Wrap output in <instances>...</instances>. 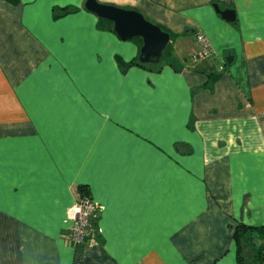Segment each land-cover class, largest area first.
Here are the masks:
<instances>
[{
    "label": "crops",
    "instance_id": "1",
    "mask_svg": "<svg viewBox=\"0 0 264 264\" xmlns=\"http://www.w3.org/2000/svg\"><path fill=\"white\" fill-rule=\"evenodd\" d=\"M98 1L168 31L170 61L122 71L143 39L87 0H0V264H239L237 226L264 227V0Z\"/></svg>",
    "mask_w": 264,
    "mask_h": 264
},
{
    "label": "water",
    "instance_id": "2",
    "mask_svg": "<svg viewBox=\"0 0 264 264\" xmlns=\"http://www.w3.org/2000/svg\"><path fill=\"white\" fill-rule=\"evenodd\" d=\"M86 8L96 13L100 18L110 20L114 31L124 40L142 37L143 45L139 60L142 62H158L164 50L171 41V34L161 26L148 20L136 9L122 8L104 4L98 0H87ZM224 19L234 21L236 13L233 9L221 10L216 6Z\"/></svg>",
    "mask_w": 264,
    "mask_h": 264
},
{
    "label": "trees",
    "instance_id": "3",
    "mask_svg": "<svg viewBox=\"0 0 264 264\" xmlns=\"http://www.w3.org/2000/svg\"><path fill=\"white\" fill-rule=\"evenodd\" d=\"M17 2L18 0H11ZM74 7H63L54 10L55 18L75 11ZM78 10V9H77ZM98 27L102 29H110L114 31L113 23L110 20L99 18ZM164 29V28H163ZM165 30V29H164ZM166 31V30H165ZM171 44L169 43L164 50L163 56L158 62H142L138 57L125 61L122 57L117 56V62L122 71H127L133 65L148 67L150 69H159L165 61H170ZM81 195H89L85 187H81ZM253 233H258L262 236L253 237ZM235 240L238 245V263L239 264H260L264 260V227H253L246 224H239L234 233ZM254 238V239H253ZM78 248V247H77Z\"/></svg>",
    "mask_w": 264,
    "mask_h": 264
},
{
    "label": "built area",
    "instance_id": "4",
    "mask_svg": "<svg viewBox=\"0 0 264 264\" xmlns=\"http://www.w3.org/2000/svg\"><path fill=\"white\" fill-rule=\"evenodd\" d=\"M196 37L202 45V49L192 56L193 61L207 58L213 52L212 44L205 34L198 33ZM68 215L71 220V226L67 237L74 246L79 247L86 241L95 240L97 234L96 219L99 216V212L98 204L94 202L90 195H81L69 208Z\"/></svg>",
    "mask_w": 264,
    "mask_h": 264
}]
</instances>
